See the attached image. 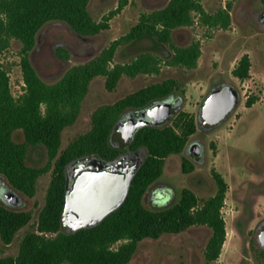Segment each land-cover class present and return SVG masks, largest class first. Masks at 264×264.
<instances>
[{
  "label": "trees",
  "instance_id": "trees-1",
  "mask_svg": "<svg viewBox=\"0 0 264 264\" xmlns=\"http://www.w3.org/2000/svg\"><path fill=\"white\" fill-rule=\"evenodd\" d=\"M90 0H0V49L11 38L22 44L20 66L23 92L14 96L10 90L7 69L0 66V175L22 193L33 196L38 178L50 171L51 181L36 221L19 241L15 255H0V264H126L144 238H158L165 233H180L193 225H205L210 237L205 247L207 261L216 260L226 240L222 207L228 188L224 177L212 169L216 183L214 194L202 199L189 188H182L178 200L153 209L144 204L147 191L163 173L165 159L183 151L189 137L196 132L195 117L180 109L169 124L147 125L134 135L130 148H141L146 157L134 174L123 203L99 223L74 232L61 229L60 214L64 199L65 167L79 157L93 154L100 159H114L120 150L109 139L113 125L127 110L139 109L151 102L175 97L183 103L184 89L173 77L150 83L113 103L99 106L91 115V128L60 149L65 127L73 124L81 110L91 80L105 77V87L112 91L123 75L157 73L160 62L193 68L201 50L198 42L177 45L173 31L194 22L193 13L208 26L227 28L230 14L219 8L213 13L204 10L202 0H168L159 8L140 16L126 34L87 61L70 66L54 82L44 81L29 59L37 33L49 21H63L80 35H94L108 27L107 16L96 21L88 8ZM264 2V0H262ZM127 0L120 1L111 14L120 11ZM149 38L169 46L172 53L162 57L151 49L138 52L132 59L113 62L120 45ZM56 53L68 59L70 52L58 47ZM250 58L244 53L231 70L233 76H249ZM255 96L248 97L250 107ZM22 132V141L14 138ZM29 145H42L47 152L43 166L26 163ZM183 171L193 164L183 159ZM32 219L31 211L8 208L0 202V237L4 244L12 242L16 233ZM120 242L116 247L113 245Z\"/></svg>",
  "mask_w": 264,
  "mask_h": 264
},
{
  "label": "rangeland",
  "instance_id": "rangeland-1",
  "mask_svg": "<svg viewBox=\"0 0 264 264\" xmlns=\"http://www.w3.org/2000/svg\"><path fill=\"white\" fill-rule=\"evenodd\" d=\"M120 1H89V11L96 21L109 16L108 27L94 35L81 37L63 21L44 24L31 50L32 61L40 77L46 82L56 81L70 66L89 60L114 39L129 32L143 13L163 7L168 2L127 0L120 11L111 14ZM202 5L208 13L219 8L227 9L230 23L227 28L211 27L204 24L197 13H193L194 22L191 25L173 31L172 40L177 45L199 43L201 53L195 67L187 68L161 61L157 73L138 74L134 77L123 75L112 91L106 89L104 76H96L89 84L76 121L62 131L60 149L91 128V115L99 106L113 103L143 86L169 77L181 83L184 89L181 109L192 114L195 119L208 90L214 85L229 82L240 94L239 105L223 122L208 131H196L195 134L200 132L198 136L205 148L204 159L196 163L192 171L184 172L182 163L187 154L182 152L168 156L163 173L154 186L156 190L161 186L168 190L159 199L157 194L151 193L144 197L147 207L158 209L166 205L171 192L179 195L180 190L186 187L201 201L215 193L216 183L211 172L212 169L219 172L228 185L221 209L226 240L219 257L212 261L206 260L204 252L211 231L205 225H193L180 233L144 238L126 264H264V248L257 238L259 231L264 228V2L202 0ZM61 46L69 50L68 59L57 55L56 49ZM144 49H151L162 57L172 53L169 46L143 38L120 45L112 63L129 61ZM244 53L249 55L251 66L249 76L241 80L233 76L231 70ZM21 56L22 44L15 38H11L7 47L0 49V66L7 69L10 90L14 96L23 92ZM251 96H255V100L248 107L245 101ZM174 117L162 124L171 123ZM14 138L22 141V132L16 131ZM120 138L115 134L113 141L118 142ZM140 156L138 153L134 157L139 159ZM46 160L44 146L27 147V164L43 166ZM49 179L50 171L38 178L32 198L23 195L25 204L22 209L30 210L32 219L16 233L11 243L4 244L0 237V255L17 253L20 238L37 219ZM156 200L158 203H155Z\"/></svg>",
  "mask_w": 264,
  "mask_h": 264
},
{
  "label": "water",
  "instance_id": "water-1",
  "mask_svg": "<svg viewBox=\"0 0 264 264\" xmlns=\"http://www.w3.org/2000/svg\"><path fill=\"white\" fill-rule=\"evenodd\" d=\"M36 36V42L38 41ZM81 37H86L80 35ZM33 51V50H32ZM32 51L29 59L32 61ZM36 69V67H35ZM37 71V69H36ZM240 94L229 82L216 85L207 92L201 105L200 114L203 123L214 128L223 122L239 105ZM173 110L168 99H161L151 102L142 108L133 110L123 115L118 121V129L123 133L126 141L130 142L138 129L153 125L156 126L165 122L171 117ZM89 158V156L81 157ZM101 160L94 156L93 160ZM79 160V159H78ZM141 163L143 160L141 159ZM135 174L133 168L129 172H120L118 168L106 169L102 164H93V170H86L81 173L83 178L78 181V190L69 193L65 190V203L61 213V221L71 209L78 212L80 222L70 231L87 227L88 224H97L109 213L116 210L125 200L131 180ZM6 190L4 200L6 203L17 206L19 204V194L11 188ZM258 242L264 247V228L258 234Z\"/></svg>",
  "mask_w": 264,
  "mask_h": 264
},
{
  "label": "flooded vegetation",
  "instance_id": "flooded-vegetation-1",
  "mask_svg": "<svg viewBox=\"0 0 264 264\" xmlns=\"http://www.w3.org/2000/svg\"><path fill=\"white\" fill-rule=\"evenodd\" d=\"M216 85H219V84H216ZM216 85H214L212 88H210V90L214 89L216 87ZM210 90H208V92ZM168 101H169V103L171 105V109L173 110V113L171 115V117H173L181 109L182 103L179 102V100L177 98H175V97H171L170 99H168ZM200 109H201V106H200ZM133 110H136V109H130V110L125 111L120 116V118L123 115H125V114H127V113H129V112H131ZM119 119L113 125L111 133H110V137H109V139L111 141V144L114 147H116V148H118L120 150L119 154L114 159H106V160H103V159L97 160L96 159V160H93L94 156H93V154H91V155H87V156H89V158H87V159L86 158L80 159L81 157L76 158L75 160L71 161L65 167V174H64V199H63L61 213H62V210H63V207H64V203H65V190H66V187H67L69 193H71V192H73L75 190H78L79 186H78L77 183H78V181L81 178H83L81 173L83 171H86V170H93V164H95V163L99 164L100 163L103 166H105V168L108 169V170H110L112 168H118L120 172H124V173L129 172L130 169L133 168L135 173H136L138 168L143 163V162L141 163L140 161H141V159L144 161V159L146 157V152L143 149H141V148H136V149H131L130 148V144H131L132 140L130 142L126 141L124 136H123V133L118 129V124L117 123H118ZM195 122H196V126H197L196 131L199 130L201 132H204L205 130L208 131L211 128L208 124L203 123V119L201 117L200 110H198ZM158 125H163V124L160 123ZM158 125H156V126H158ZM199 133L200 132H198L195 135L192 134L189 137V139L187 140V143H186V145H185V147H184V149L182 151L185 154H187L186 157L185 156L183 157V159L186 158V160L190 161L193 164V169H194L196 163L199 164V162H201L204 159V156H205V148H204V145L202 143L201 138L198 136ZM115 134H118L121 137L118 142L115 141V140L113 141V139L115 137ZM138 153L141 154L139 159L134 157ZM83 157H85V156H83ZM50 181H51V174H50V179H49V182H48V185H47V188H46V192H47V189L49 187ZM157 181H158V179L152 185H150L147 193H151V194H155V195L157 194L158 195V199H159L160 195H165L164 191L166 192L168 189H166L165 187H162V186L159 189H157V190L154 189V186L156 185L155 183H157ZM7 187L9 189L11 188L12 190H15L17 192V194H19V204L17 206L16 205L12 206V205H10V204L5 202L4 195L6 193V190H8ZM46 192H45V195H46ZM23 195H25V196H27L29 198H32L34 196V195L33 196H28V195L22 193L21 191L15 189L8 182V180L4 176L0 175V202L1 203H3L5 206H7L8 208H11V209L24 210V209H22V207L25 204V201L23 199ZM45 195H44V199H43V204H44V201H45ZM177 196H180V192H179V195H178V193L171 192V197H170L169 201L166 202L165 206L176 202L178 199L176 201H173V199L175 197H177ZM157 200L155 201V203H158ZM43 204H42V206H43ZM25 211H30V210H25ZM78 222H80L79 219H78V212L75 211L74 209L73 210L71 209V211H69L67 213V215H66V217L64 219V224L61 221V214H60V226H61V229L64 230V231L68 232V231L72 230L78 224ZM91 226H93V224H88L87 225V227H91ZM84 228H86V227H84ZM257 237H258V235H257Z\"/></svg>",
  "mask_w": 264,
  "mask_h": 264
},
{
  "label": "built area",
  "instance_id": "built-area-1",
  "mask_svg": "<svg viewBox=\"0 0 264 264\" xmlns=\"http://www.w3.org/2000/svg\"><path fill=\"white\" fill-rule=\"evenodd\" d=\"M22 83H23V85H24V81L22 80Z\"/></svg>",
  "mask_w": 264,
  "mask_h": 264
}]
</instances>
